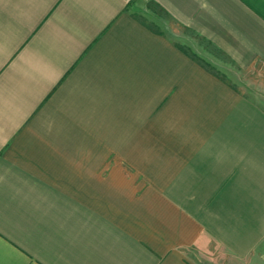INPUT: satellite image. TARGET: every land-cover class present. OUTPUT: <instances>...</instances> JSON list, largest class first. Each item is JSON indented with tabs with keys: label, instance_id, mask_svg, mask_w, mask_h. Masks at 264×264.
I'll return each mask as SVG.
<instances>
[{
	"label": "crops",
	"instance_id": "1",
	"mask_svg": "<svg viewBox=\"0 0 264 264\" xmlns=\"http://www.w3.org/2000/svg\"><path fill=\"white\" fill-rule=\"evenodd\" d=\"M178 28L264 75V0H0V264H261L264 92Z\"/></svg>",
	"mask_w": 264,
	"mask_h": 264
},
{
	"label": "rangeland",
	"instance_id": "2",
	"mask_svg": "<svg viewBox=\"0 0 264 264\" xmlns=\"http://www.w3.org/2000/svg\"><path fill=\"white\" fill-rule=\"evenodd\" d=\"M153 7V6H152ZM154 10L147 11L143 10L139 13L140 17H144L145 20L149 21L152 25H157L160 21H166V16L159 10L153 7ZM154 11V12H153ZM179 31L175 33L176 39L182 46L191 51L201 62L202 65L211 69L218 75H220L224 80L230 84L243 87L250 92H264V75L262 72H243L237 68V66L224 59L216 50L207 45L199 36L195 35L193 32H189L186 29L178 28ZM194 45V46H193ZM192 46V47H191ZM207 51L210 52L211 56H207ZM217 55H216V54ZM212 54L215 57H212ZM200 262L198 254L195 251H191ZM193 256V255H192ZM264 258V256H262ZM261 264H264V259L261 260Z\"/></svg>",
	"mask_w": 264,
	"mask_h": 264
}]
</instances>
